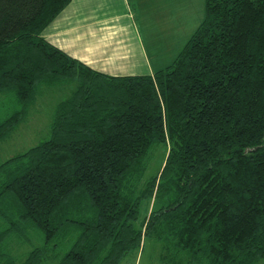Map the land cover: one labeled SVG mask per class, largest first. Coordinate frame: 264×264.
<instances>
[{
  "label": "trees",
  "instance_id": "trees-1",
  "mask_svg": "<svg viewBox=\"0 0 264 264\" xmlns=\"http://www.w3.org/2000/svg\"><path fill=\"white\" fill-rule=\"evenodd\" d=\"M68 2L0 0V140L71 85L0 162V264H117L146 236L160 264H264V0H205L169 64L125 75L42 36Z\"/></svg>",
  "mask_w": 264,
  "mask_h": 264
},
{
  "label": "crops",
  "instance_id": "crops-1",
  "mask_svg": "<svg viewBox=\"0 0 264 264\" xmlns=\"http://www.w3.org/2000/svg\"><path fill=\"white\" fill-rule=\"evenodd\" d=\"M152 3L69 0L44 26L42 36L97 70L112 75L152 73L156 69L137 22L138 13L150 11Z\"/></svg>",
  "mask_w": 264,
  "mask_h": 264
},
{
  "label": "rangeland",
  "instance_id": "rangeland-1",
  "mask_svg": "<svg viewBox=\"0 0 264 264\" xmlns=\"http://www.w3.org/2000/svg\"><path fill=\"white\" fill-rule=\"evenodd\" d=\"M204 5L205 0H153L150 11L138 13V28L154 69L169 64L180 51L192 31L201 23ZM70 87V84H57L39 88L23 120L12 134L0 140V162L48 137L54 105L68 95ZM162 152L158 151L151 160L148 174L159 169ZM147 209L145 205L141 207V217ZM159 246L155 238L146 236L141 247L132 249L117 264H160L157 258Z\"/></svg>",
  "mask_w": 264,
  "mask_h": 264
}]
</instances>
